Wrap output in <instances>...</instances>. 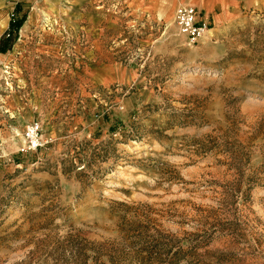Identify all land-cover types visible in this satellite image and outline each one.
Returning <instances> with one entry per match:
<instances>
[{
    "label": "rangeland",
    "instance_id": "obj_1",
    "mask_svg": "<svg viewBox=\"0 0 264 264\" xmlns=\"http://www.w3.org/2000/svg\"><path fill=\"white\" fill-rule=\"evenodd\" d=\"M179 2L0 0V264H264V0Z\"/></svg>",
    "mask_w": 264,
    "mask_h": 264
},
{
    "label": "built area",
    "instance_id": "obj_2",
    "mask_svg": "<svg viewBox=\"0 0 264 264\" xmlns=\"http://www.w3.org/2000/svg\"><path fill=\"white\" fill-rule=\"evenodd\" d=\"M173 13L178 29L185 34L189 43H194L198 37L208 30L207 21L196 17L197 12L191 4L179 2L175 6ZM24 136L28 148L34 149L40 146V124L37 121L28 123L24 130Z\"/></svg>",
    "mask_w": 264,
    "mask_h": 264
},
{
    "label": "crops",
    "instance_id": "obj_3",
    "mask_svg": "<svg viewBox=\"0 0 264 264\" xmlns=\"http://www.w3.org/2000/svg\"><path fill=\"white\" fill-rule=\"evenodd\" d=\"M129 7L136 9L146 8L145 2L147 0H125ZM255 0H193V2H186L192 4L200 19L217 20L226 18L231 13H235L238 9L247 6ZM201 11V12H200ZM203 12V16L200 13ZM210 22V20H208ZM207 21V22H208ZM208 22V24H209ZM211 23V22H210ZM209 26V25H208ZM19 34V33H18Z\"/></svg>",
    "mask_w": 264,
    "mask_h": 264
},
{
    "label": "trees",
    "instance_id": "obj_4",
    "mask_svg": "<svg viewBox=\"0 0 264 264\" xmlns=\"http://www.w3.org/2000/svg\"><path fill=\"white\" fill-rule=\"evenodd\" d=\"M12 27H18L21 23V20H13L10 22Z\"/></svg>",
    "mask_w": 264,
    "mask_h": 264
},
{
    "label": "bare ground",
    "instance_id": "obj_5",
    "mask_svg": "<svg viewBox=\"0 0 264 264\" xmlns=\"http://www.w3.org/2000/svg\"><path fill=\"white\" fill-rule=\"evenodd\" d=\"M189 4V3H188ZM192 5V4H191Z\"/></svg>",
    "mask_w": 264,
    "mask_h": 264
}]
</instances>
